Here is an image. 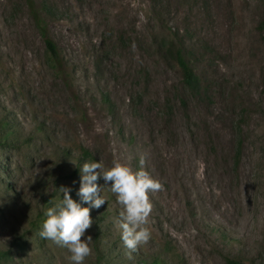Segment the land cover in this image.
Listing matches in <instances>:
<instances>
[{
	"label": "rangeland",
	"instance_id": "1",
	"mask_svg": "<svg viewBox=\"0 0 264 264\" xmlns=\"http://www.w3.org/2000/svg\"><path fill=\"white\" fill-rule=\"evenodd\" d=\"M34 2L60 70L26 0H0V264H69L39 232L61 187L80 202L86 162L147 171L164 190L149 193L151 239L130 259L99 178L106 203L81 205L84 264H264V0Z\"/></svg>",
	"mask_w": 264,
	"mask_h": 264
},
{
	"label": "clouds",
	"instance_id": "2",
	"mask_svg": "<svg viewBox=\"0 0 264 264\" xmlns=\"http://www.w3.org/2000/svg\"><path fill=\"white\" fill-rule=\"evenodd\" d=\"M99 178L105 184L111 183L110 190L122 208L117 224L129 258L151 239L149 226L153 206L149 193L163 191V184L147 171H133L119 162L107 170L100 162H86L81 168L80 187L76 193L80 202L71 198V188L61 187L62 199L46 210L47 218L39 232L42 239L68 250L69 264H84L93 255L92 237L82 239L93 224L90 207L81 205L89 204L91 208L99 209L106 203L104 196L100 195L102 188L96 183Z\"/></svg>",
	"mask_w": 264,
	"mask_h": 264
},
{
	"label": "trees",
	"instance_id": "3",
	"mask_svg": "<svg viewBox=\"0 0 264 264\" xmlns=\"http://www.w3.org/2000/svg\"><path fill=\"white\" fill-rule=\"evenodd\" d=\"M27 6L29 8V13L32 20L35 23V26L39 30L41 36L44 39V44L46 47V52L50 58V61L53 63V69L60 70V55L56 44L47 37L46 24L44 20V11L43 6L37 5L34 0H26ZM173 50L174 58L180 67L183 75L184 83L190 88H196L198 82L197 78L194 75L190 63L188 61V53L183 42L179 41L175 37V43L173 42L170 46ZM85 158L89 156L87 152L84 153ZM152 264H158L156 262ZM227 264H241L234 260H228Z\"/></svg>",
	"mask_w": 264,
	"mask_h": 264
}]
</instances>
